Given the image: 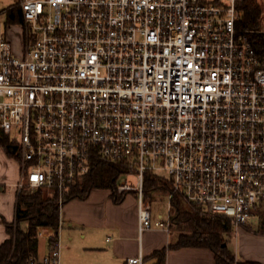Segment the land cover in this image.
I'll list each match as a JSON object with an SVG mask.
<instances>
[{
    "label": "built area",
    "instance_id": "2783aa9c",
    "mask_svg": "<svg viewBox=\"0 0 264 264\" xmlns=\"http://www.w3.org/2000/svg\"><path fill=\"white\" fill-rule=\"evenodd\" d=\"M238 2L18 0L6 9L0 133L17 145L16 190L42 189L62 203L101 160L124 167L116 189L137 194L139 238L153 225L174 226L171 215L153 221L147 174L166 172L170 200L176 194L236 228L256 217L264 203V64L237 30ZM13 25L17 52L7 34ZM58 234L24 264H63ZM144 262L139 247L124 264Z\"/></svg>",
    "mask_w": 264,
    "mask_h": 264
},
{
    "label": "trees",
    "instance_id": "16d2710c",
    "mask_svg": "<svg viewBox=\"0 0 264 264\" xmlns=\"http://www.w3.org/2000/svg\"><path fill=\"white\" fill-rule=\"evenodd\" d=\"M263 5L261 0H239L237 7L241 16L236 26L239 32L248 34L264 64ZM0 144L10 156L17 155L16 143L3 133H0ZM123 171L124 167L121 165L94 161L85 176L64 195L62 203H59L57 194L47 196L42 189L18 193L16 219L6 223L9 236L0 244V264H24L31 258H37L39 229L51 230L48 241L58 234L61 208L65 202L73 198L85 199L94 188L100 187L109 189V195L115 203L121 202L126 192L118 193L116 182ZM169 184L159 177L147 174L143 187L144 195H149L153 190L171 191ZM171 202L175 207L171 220L180 232L175 241L152 251L149 256L154 258L153 264H164L168 250L185 246L211 249L215 264H261L258 261H237L227 244L223 245L224 242L227 243L225 235L233 229L229 218L202 213L176 194L171 198ZM260 208H264V203ZM259 225L262 229L260 231L264 233V215L260 217Z\"/></svg>",
    "mask_w": 264,
    "mask_h": 264
},
{
    "label": "rangeland",
    "instance_id": "374dc122",
    "mask_svg": "<svg viewBox=\"0 0 264 264\" xmlns=\"http://www.w3.org/2000/svg\"><path fill=\"white\" fill-rule=\"evenodd\" d=\"M18 0H0V21L3 22L6 19V15L8 13V9L10 6L14 5ZM264 4V0H261ZM264 6V5H263ZM13 22H17V19H12ZM11 21V20H10ZM264 27V13L262 15V28ZM20 27L13 25L8 30V37L12 41L16 52L20 46ZM7 156V158H6ZM10 162L12 170L14 174H16V180L20 179V171L21 166L19 162V156L14 154V156H10L6 153L4 147L0 144V169H3L5 166V162ZM164 177L161 178L163 181H167L166 172H164ZM123 178L127 177L126 174H122ZM155 176V175H153ZM158 177V176H156ZM122 179V178H121ZM120 179V180H121ZM130 179L133 183H136V177L130 176ZM170 183V182H169ZM171 185V184H169ZM171 187V186H170ZM172 189V188H171ZM21 191L32 192L29 188L23 187L18 193ZM109 189L105 187L94 188L90 193L89 197L85 199H77L72 201L70 206L68 205L63 208L64 211V219L59 227V241H60V256L61 262L63 264H76L73 262L74 257H86L87 255H93V253H97V250L89 251L85 246L84 237L82 236V232L85 230H91L96 232L97 241L96 244L102 246V248L107 247V245L111 244L114 241L116 233L111 228H96L87 226L82 222L85 220L89 211L99 212L101 215H113L116 213V209L118 210L119 215L122 218H126V216L132 212L133 207L132 204L128 201L115 203L113 199L109 195ZM130 191H127L128 193ZM46 195L49 194L45 191ZM170 191L163 190H153L147 197L151 199V213L152 219L155 221L156 219L167 220L168 215H173L175 211V207L172 204L169 198ZM70 201V200H69ZM67 201V202H69ZM65 202V204L67 203ZM185 202V201H184ZM77 203V205H76ZM64 204V205H65ZM119 204V205H118ZM186 205V204H185ZM256 217H253L247 221V223L242 226L244 228H236L233 225V229L230 233L226 234L227 246L230 251L240 256V258L250 256H263L264 257V233L260 230V217L264 215V208H258L256 211ZM78 216L81 218V221L75 220V217ZM68 216V219H66ZM128 221V219L126 218ZM48 232V234H45ZM51 230L49 228H40L39 229V253H43L48 250L49 241L48 236ZM166 231L163 228L153 225L151 229L145 230L143 232V237H140L141 242H143L144 247V255L145 262L144 264H153L154 258L150 257L147 254L146 247L149 245L157 244L163 241L165 238L169 242H173L177 239V236L180 232V229L177 226H172L171 231L166 235ZM263 234V235H262ZM148 244V245H147ZM165 244V245H167ZM86 262V261H81ZM80 264V263H79ZM83 264V263H81ZM164 264H166V255Z\"/></svg>",
    "mask_w": 264,
    "mask_h": 264
},
{
    "label": "crops",
    "instance_id": "0c3cea01",
    "mask_svg": "<svg viewBox=\"0 0 264 264\" xmlns=\"http://www.w3.org/2000/svg\"><path fill=\"white\" fill-rule=\"evenodd\" d=\"M7 158V156H6ZM21 175V171H20ZM16 174H14L11 164L9 161L5 162V166L3 169H0V244L9 236L6 230V223L14 222L16 219V211H17V199H18V191L12 185L17 182ZM92 192V191H91ZM90 192V193H91ZM90 195V194H89ZM89 197V196H88ZM77 200V198L71 199L61 208V217H60V226L64 219V211L63 208L65 206L68 207L72 203V201ZM128 201L132 204L133 211L126 216V218H122L118 210L116 209V213L113 215H101L99 212L94 213L89 211L88 215L85 217V220H82L78 216L75 217V220L81 221L90 227L100 228H111L115 233L114 241L107 247L102 248L99 244H96L97 236L96 232L91 230L83 231L82 236L84 237L85 243L87 244L85 247L89 251L97 250V253H93V255H87L86 257H74L73 262L76 264H124L127 257L137 254L139 247H142L144 253L143 242H141L138 234L137 228V194L135 191H130L126 193L125 198L121 201L122 203ZM120 204V203H119ZM118 204V205H119ZM77 205V203H76ZM68 219V216H66ZM69 220V219H68ZM25 226V223H23ZM246 228V227H239ZM164 230V229H163ZM166 231V230H165ZM166 235H168V231H166ZM48 234V232H45ZM50 234V232H49ZM263 235V234H262ZM143 237V236H142ZM168 240L165 238L163 241L152 244L146 247L147 254H151L153 250L158 249L165 244H167ZM44 251L43 253H39V240H38V258L42 257L47 253ZM233 253V252H232ZM237 261H258L261 264H264L263 256H250L240 258L237 254L233 253ZM86 262H81V261ZM166 264H215L214 253L211 249L207 247H180L176 249H170L166 253Z\"/></svg>",
    "mask_w": 264,
    "mask_h": 264
},
{
    "label": "water",
    "instance_id": "95a60500",
    "mask_svg": "<svg viewBox=\"0 0 264 264\" xmlns=\"http://www.w3.org/2000/svg\"><path fill=\"white\" fill-rule=\"evenodd\" d=\"M226 244H227L226 242L223 243V245H226Z\"/></svg>",
    "mask_w": 264,
    "mask_h": 264
}]
</instances>
